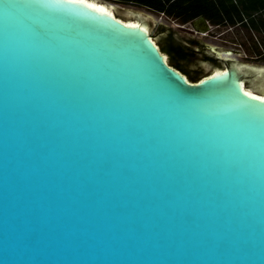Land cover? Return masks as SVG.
Here are the masks:
<instances>
[{"label":"water","instance_id":"1","mask_svg":"<svg viewBox=\"0 0 264 264\" xmlns=\"http://www.w3.org/2000/svg\"><path fill=\"white\" fill-rule=\"evenodd\" d=\"M106 3L0 0V264H264V65L191 82Z\"/></svg>","mask_w":264,"mask_h":264},{"label":"trees","instance_id":"2","mask_svg":"<svg viewBox=\"0 0 264 264\" xmlns=\"http://www.w3.org/2000/svg\"><path fill=\"white\" fill-rule=\"evenodd\" d=\"M115 3L145 8L149 11L165 15L180 24L187 23L203 16L213 25L242 24L255 30H264V19H256L264 14V0H110ZM247 19L248 24L245 23ZM163 29L161 39L157 43L161 52L169 59V64L187 76L189 81H197L201 75L189 68L193 58L191 45L194 41H183L170 28ZM211 59V58H206Z\"/></svg>","mask_w":264,"mask_h":264},{"label":"flooded vegetation","instance_id":"3","mask_svg":"<svg viewBox=\"0 0 264 264\" xmlns=\"http://www.w3.org/2000/svg\"><path fill=\"white\" fill-rule=\"evenodd\" d=\"M260 18L264 19V14H260V15L256 16L257 20H259ZM189 22H187V23H189ZM245 23L248 24L247 19H245ZM185 24L186 23L181 24V25H185ZM210 25L212 26V28L207 34H201V33H197V32H191V33L196 34V35L201 34L202 37L218 38V39L222 40L223 43H228V44H231L233 46H237L238 48L250 49L252 51V53L255 54L254 56L259 59V61H264V30H262V29L261 30H255V29H252L251 27L244 26L240 23L235 24V25H213L210 23ZM222 27L225 29L222 30L221 32H212L213 29H215V31H216ZM232 30H238V31L240 30V32L243 33V34H241L242 40L240 38L239 41H234L232 39V37H230V35L228 34ZM238 31H236V32H238ZM176 36L180 37V39H182L183 41L191 40V41L195 42L194 44L191 45L192 50L194 51V55H193V58H191L190 62L188 63V66L191 62H196L197 66L199 68L194 69V68H191L190 66H189V68L194 70V71H197L201 75V77L207 75L208 71L211 72L215 68H224L225 64L227 66H231L232 64H234L228 58H226V59L221 58L223 60L217 59L216 55L223 54V55H225V57H229V55H231L233 53L236 54L238 52V50L236 48H233V47L232 48L216 47V49L211 50V48H209L208 46L203 44L200 40H197V39H194L191 37H187L185 35L176 34ZM227 38H229V39L227 40ZM243 38H244V40H243ZM234 39L237 40L236 37ZM207 57L211 58V59H206ZM254 79H255L254 73H253V75L252 74L244 75L243 81L245 83V86L247 88H249L250 90H257L256 89L257 84H255Z\"/></svg>","mask_w":264,"mask_h":264},{"label":"rangeland","instance_id":"4","mask_svg":"<svg viewBox=\"0 0 264 264\" xmlns=\"http://www.w3.org/2000/svg\"><path fill=\"white\" fill-rule=\"evenodd\" d=\"M106 1L108 3L113 4V5L121 4V3L112 2L110 0H106ZM122 5H124V4H122ZM126 6H131V7L142 9V10L154 15L157 18L155 23L153 24L150 32H149L156 43H158L159 40L161 39V34L163 32V29H160V26H164L167 29L170 28V29L174 30L178 35H185L187 37H191V38L200 40L203 44H207V45L213 47L214 49H216V47H220V48H224V47L232 48L233 47V48H236L238 50V52L236 54L233 53V54L229 55V57H225V55H224L225 58L264 65V61H259V59L254 56L255 54L252 53V51L250 49L238 48L237 46H233V45L228 44V43H223L222 40H220L218 38L202 37L201 34H199V35L193 34V33L189 32V31H185L183 29H180L179 26H181V24L179 22H177L176 20H173L171 18H168L165 15L158 14V13L149 11V10H147L145 8H141V7H136V6H132V5H126ZM224 29L225 28H223V27L218 29V30H216V31H215V29H213L212 32H221ZM236 31H238V30H232L228 34L230 35V37H232V39L234 41H239L240 38L242 40V35L241 34H243V33L240 32V30L238 32H236ZM235 37L237 38V40L234 39ZM228 39L229 38H227V40ZM243 40H244V38H243ZM217 58H219V57H217ZM167 59H169V57ZM189 66L191 68H194V69L199 68L197 66L196 62H191L189 64ZM209 73H210V71L207 72V74H209Z\"/></svg>","mask_w":264,"mask_h":264},{"label":"bare ground","instance_id":"5","mask_svg":"<svg viewBox=\"0 0 264 264\" xmlns=\"http://www.w3.org/2000/svg\"><path fill=\"white\" fill-rule=\"evenodd\" d=\"M94 3H95V2H94ZM106 4H107V5H106ZM106 4L103 5V6H99V7H101L103 10H105L107 13L113 15V7H114V5L111 4V3H106ZM126 22H127V21H126ZM127 24H129V25L139 26V25H140V22H139V21H136V20H132V22L130 21V22H128ZM154 43H155V42H154ZM164 58L166 59L165 56H164ZM241 85L244 86V88H245V83H244V81H242ZM245 89H246V88H245ZM246 91H247L248 93H252V92H251L250 90H248V89H246ZM261 97L264 98V95H262Z\"/></svg>","mask_w":264,"mask_h":264}]
</instances>
